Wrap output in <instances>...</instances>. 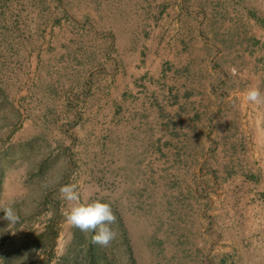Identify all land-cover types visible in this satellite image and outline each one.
<instances>
[{"label": "rangeland", "instance_id": "obj_1", "mask_svg": "<svg viewBox=\"0 0 264 264\" xmlns=\"http://www.w3.org/2000/svg\"><path fill=\"white\" fill-rule=\"evenodd\" d=\"M172 4L202 37L176 63ZM252 87L264 0H0V264H264L235 247L264 196ZM66 184L111 205L108 246L65 220Z\"/></svg>", "mask_w": 264, "mask_h": 264}, {"label": "clouds", "instance_id": "obj_2", "mask_svg": "<svg viewBox=\"0 0 264 264\" xmlns=\"http://www.w3.org/2000/svg\"><path fill=\"white\" fill-rule=\"evenodd\" d=\"M244 101L253 105L262 104L264 95L258 88L252 87L245 92ZM59 193L60 199L68 204V208L62 210L65 220L81 232L94 233L91 238L93 244L108 246L116 239L117 232L113 226L117 223V217L108 202L102 199L82 202V194L76 184L61 186ZM2 212L0 220H5L9 224L18 222L19 218L13 207H5Z\"/></svg>", "mask_w": 264, "mask_h": 264}, {"label": "crops", "instance_id": "obj_3", "mask_svg": "<svg viewBox=\"0 0 264 264\" xmlns=\"http://www.w3.org/2000/svg\"><path fill=\"white\" fill-rule=\"evenodd\" d=\"M166 9L171 10L172 18H174V17L177 18L176 24L174 23V21L171 23L172 33L167 36V38L164 42V44L167 46V50H168V54L166 55V58L171 60L172 62L176 63L180 57L181 58L185 57L183 55L186 54L185 53V50L187 48L186 45L191 43V40H189V39L196 37L198 42L194 43V44H201L200 42L202 40V37L199 35V33H197V35L193 34V33H188V34H190V36H188L187 32L183 30L184 26L182 25V19H185L186 14H187L185 9L175 8L174 4H172L171 6H169ZM197 11H198V8H197V10H195V12H197ZM169 26H170V24H169ZM157 35L158 34H156V36ZM149 37H151L150 44H153V32ZM159 40H160V38L156 37V41H155L156 45L159 43ZM180 54H182V55H180ZM154 61H156V64L159 65V63H160V61H162V59H161V57H159V58L156 57V60H154ZM150 64H151V67L149 65L148 71H150L149 74L153 78V62H151ZM132 71H133V69H130L129 76L132 74ZM137 72L142 73L141 71H136L135 73H137ZM142 75H143V73L141 74V76ZM146 75L147 74H145V76ZM156 75H159V74H156ZM132 76L133 75H131L129 78L128 77L127 78L130 79ZM103 101H106V103L108 102L107 99H105ZM176 104H185V103H184V101L179 100V101H176ZM261 123H264V121L263 122L261 121ZM263 157H264V154H263ZM262 162H263V164H262V166H263L264 160ZM254 171L257 172L258 168H256ZM262 185H263L262 188L264 191V183H262ZM253 188H254V185H253ZM263 194H264V192H263ZM248 202H251L255 208L259 207V211L257 213H254V214L252 213L251 217L248 219V221L243 220L241 218V216L237 217L238 219L236 222L237 225L235 228V233H236V236H238L237 237L238 243L236 244L235 247H238L243 252L248 251L249 249H252L254 252L264 253V196H262L261 199L256 198L255 196H248L246 204H248ZM245 221L249 222V224L244 229L243 225H244ZM243 229H244V231H243ZM217 264H228V263L225 261V258L223 257L221 260H219V262ZM236 264H248V263H245V261H242V259H241V260L237 261Z\"/></svg>", "mask_w": 264, "mask_h": 264}]
</instances>
